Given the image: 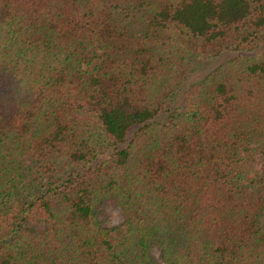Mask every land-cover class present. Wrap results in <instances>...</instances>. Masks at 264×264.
Here are the masks:
<instances>
[{"label":"trees","instance_id":"obj_1","mask_svg":"<svg viewBox=\"0 0 264 264\" xmlns=\"http://www.w3.org/2000/svg\"><path fill=\"white\" fill-rule=\"evenodd\" d=\"M263 47L264 0H0V264H264Z\"/></svg>","mask_w":264,"mask_h":264},{"label":"clouds","instance_id":"obj_2","mask_svg":"<svg viewBox=\"0 0 264 264\" xmlns=\"http://www.w3.org/2000/svg\"><path fill=\"white\" fill-rule=\"evenodd\" d=\"M95 205H93L94 207ZM108 215V219L106 221L107 227L110 228H116L122 225L123 223V214H122V209L120 206L112 208L108 207L105 209Z\"/></svg>","mask_w":264,"mask_h":264},{"label":"rangeland","instance_id":"obj_3","mask_svg":"<svg viewBox=\"0 0 264 264\" xmlns=\"http://www.w3.org/2000/svg\"><path fill=\"white\" fill-rule=\"evenodd\" d=\"M263 49H264V47H263ZM228 55H229V53H228V52H225V53L223 54V58L228 57ZM201 63H203V66H206L207 68H211V66L214 65V64L216 63V60H209V59H207V60H203V61H201ZM201 71H202V70L199 71V74H201ZM197 74H198V73H197ZM108 207L115 208L116 206H114L111 202H105V203L101 204V205L98 207L99 212H100V214H98V216H99V218H100L101 220H103L105 223H106V221H107V219H108V215H107V212L105 211V209L108 208ZM154 254H156V251L154 252Z\"/></svg>","mask_w":264,"mask_h":264}]
</instances>
